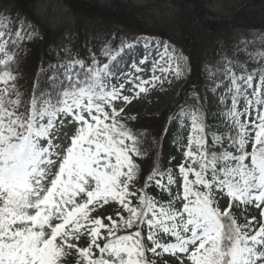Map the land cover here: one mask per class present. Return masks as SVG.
Here are the masks:
<instances>
[{"label":"snow or ice","instance_id":"snow-or-ice-1","mask_svg":"<svg viewBox=\"0 0 264 264\" xmlns=\"http://www.w3.org/2000/svg\"><path fill=\"white\" fill-rule=\"evenodd\" d=\"M37 38L0 14V264H264V53L209 68L216 111L198 91L178 103L154 143L179 159L157 149L145 175L148 134L123 105L182 78L183 54L148 37L64 48L26 98L19 69Z\"/></svg>","mask_w":264,"mask_h":264},{"label":"trees","instance_id":"trees-1","mask_svg":"<svg viewBox=\"0 0 264 264\" xmlns=\"http://www.w3.org/2000/svg\"><path fill=\"white\" fill-rule=\"evenodd\" d=\"M37 1L0 0V12L7 11L12 19L24 15L32 23V27H39V33L36 35L38 38L25 45L26 54L19 69L22 74L19 87L26 98L32 93L41 67L47 69L49 62L54 60V52L62 53L64 48H70L73 53L87 56L89 49L98 50L106 38L118 46L125 42V36L116 26L130 33L157 35L163 41L172 42L186 56L190 74L168 107L158 114H144L136 106L125 108L127 115L136 116V120L130 122L134 131L148 134L146 147L150 149L149 155L143 161L138 160L145 175L151 168L157 149L162 151L165 159L170 154L179 159L168 138L159 143L154 141L164 136L167 118L178 103L191 104L192 96L197 91L205 97L204 64L213 63L220 53L234 56V28H264V0H239L229 14L211 9L212 3L221 0H169L174 6V11L168 16L163 14L159 17L162 22L157 21L156 15L146 16L145 11H135L131 5L124 2L125 0H106L104 3L60 0L71 8L78 19L75 28L69 29L68 39L65 40V32L62 29H53L38 14ZM204 103L210 113L217 108L209 107L205 100ZM249 215L257 213L250 209Z\"/></svg>","mask_w":264,"mask_h":264},{"label":"rangeland","instance_id":"rangeland-1","mask_svg":"<svg viewBox=\"0 0 264 264\" xmlns=\"http://www.w3.org/2000/svg\"><path fill=\"white\" fill-rule=\"evenodd\" d=\"M90 1H98L100 3H104L106 0H90ZM238 1L239 0H221L219 3L215 4L212 7V10L218 13L229 14L233 6L236 5ZM124 2L126 4L131 5L134 8V10L137 12L145 11L146 16L156 15L157 17L156 19L158 22H162L160 21L161 19H158L159 17H161L163 14L168 16L171 14V11L173 12L174 10V7L171 5L169 0H125ZM36 7L39 13L46 19V21L55 27L72 24L75 20L73 17V13L69 10V8L66 5L61 3L59 0H38L36 2ZM232 31H233V37L235 39V47H236L235 53L237 52L238 49H245V48L250 52L264 53L263 29L236 28ZM122 32L128 34V32L124 30H122ZM139 37H148L153 40L156 39L161 40L158 37L146 36V35L143 36L140 35ZM169 43L174 46L173 43L171 42ZM135 51L139 52L141 51V49L137 48L135 49ZM177 51L179 52L178 49ZM221 54L222 53H220L219 55ZM224 57L227 56H218V59L213 64L210 63L206 67L207 89L210 84V80L208 78L209 68H223L222 60ZM138 58H139L138 56L135 57V59ZM125 60L127 62V67H125L123 64L121 65V67L124 69L125 74L130 75L132 74L134 58L131 56H126ZM259 66H260L259 64H255V67H259ZM182 68L184 69V74L182 78L173 79L171 84L166 83L163 86L157 85L155 89H149L146 93H142L138 98H134L132 100V103L128 105L136 106L140 109L141 112H144L146 114H158L159 112L164 110L174 100V98L179 92L181 85L184 83L185 79L187 78L189 69L186 59L182 61ZM149 74H150V69L149 71H146L141 75L144 78H147ZM124 94L134 95L131 91H126ZM207 96L208 99L211 101L209 107H211V105L216 106V102H217L216 97L210 91L207 92ZM128 105H123V106H128ZM118 106H121L119 105V102H118ZM113 214H114V207L110 208L108 206H105L104 208H97L96 212L94 213V215H102V216H108ZM165 259L168 258L165 257Z\"/></svg>","mask_w":264,"mask_h":264}]
</instances>
